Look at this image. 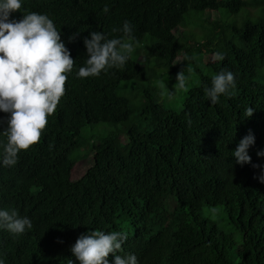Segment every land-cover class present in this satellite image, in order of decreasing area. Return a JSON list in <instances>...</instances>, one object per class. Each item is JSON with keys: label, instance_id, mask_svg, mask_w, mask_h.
Instances as JSON below:
<instances>
[{"label": "trees", "instance_id": "obj_1", "mask_svg": "<svg viewBox=\"0 0 264 264\" xmlns=\"http://www.w3.org/2000/svg\"><path fill=\"white\" fill-rule=\"evenodd\" d=\"M247 7L241 25L227 20ZM207 11L219 17L210 21ZM27 12L53 19L74 65L40 140L14 166L0 167V208L33 225L17 236L0 230L5 264H79L70 247L89 230L123 232L117 254H134L138 264H264V183L251 166L264 163L256 156L264 148V0H24L12 16ZM190 13L200 15L188 23L203 27V41L186 29ZM126 20L135 55L125 68L78 78L83 39L101 31L128 41L119 31ZM206 54L216 55L201 64L208 74L197 64ZM190 63L197 84L173 93L182 94L179 107H165L158 82L173 91ZM221 71L234 74V94L211 104L204 89ZM7 115L0 112V133ZM96 124L116 130L99 140L83 132ZM249 130L251 163L241 166L231 155ZM85 160L84 173L71 179ZM216 211L219 221L207 214ZM107 259L112 264L113 255Z\"/></svg>", "mask_w": 264, "mask_h": 264}, {"label": "clouds", "instance_id": "obj_2", "mask_svg": "<svg viewBox=\"0 0 264 264\" xmlns=\"http://www.w3.org/2000/svg\"><path fill=\"white\" fill-rule=\"evenodd\" d=\"M23 2L0 0V112L8 114L6 127L0 133L6 137V142L0 141V167L14 166L18 153L40 140L47 118L54 113L65 93V82L74 65L60 31L47 14L27 12L19 20L12 16L17 11L22 12ZM103 11L107 12L108 7L105 6ZM119 31L133 42L109 39L101 31H91L90 38L83 39L87 59L75 73L78 78L97 77L113 68H125L134 51L133 26L126 20ZM223 58L222 53L218 55V59ZM188 59L185 57L181 61ZM191 73V66L185 64L176 73L173 91H169L165 80L158 82L160 95L171 99L174 92L184 90ZM235 87L234 74L221 71L211 77L204 94L211 104H216L221 96L231 97ZM252 113L253 108L248 107L243 116L250 117ZM254 142L251 130L239 140L231 155L237 164L251 163L248 149ZM256 156L264 157V148L258 149ZM251 166L260 169L255 178L264 183V163H251ZM32 227L31 220L19 216L14 208H0V230L17 236ZM125 240L126 235L120 231L89 230L78 236L70 251L79 264H109L110 253L112 264H138L134 254H117ZM0 264H5L2 255Z\"/></svg>", "mask_w": 264, "mask_h": 264}, {"label": "rangeland", "instance_id": "obj_3", "mask_svg": "<svg viewBox=\"0 0 264 264\" xmlns=\"http://www.w3.org/2000/svg\"><path fill=\"white\" fill-rule=\"evenodd\" d=\"M252 9L253 8L250 9L251 13H252ZM219 12L223 15L224 19L227 18L228 15H230L228 12H224V11H219ZM192 16H193V18L196 19V21H198V22L201 21V18H200L199 14L196 15L194 13H190L188 15V17H187L188 19L186 18V22H185V24L187 25L186 29L191 30L192 36L194 35V37H197V38L200 37V40L203 41V39H202L203 38V34H204L203 31H202L203 27H199V25L193 26L192 24L188 23V21L191 20ZM206 16L209 18L210 21L219 17V15L216 12H214V11H207L206 12ZM249 17H250L249 9L247 7V8H243L236 15H230L227 20H232L234 23H236L238 25H241L242 22L245 21V19H248ZM179 30L183 31V28H180ZM134 55H135V53L133 52L132 56H134ZM211 58L213 60H215L216 59V55L214 54V56H213V55L206 54V55H204L203 60H201V61L199 60L200 63H197L199 65V68H201V71H203V72H205L207 74H208L209 68L208 67H203L201 64H205L206 62L211 61L212 60ZM188 65L191 66L192 73H191L190 78H189V80H188V82H187L185 87H191L193 85H196L197 81H198L197 80L198 73H195V71H194L195 65L193 63H190ZM184 66H185V64L182 66V68ZM178 92L179 91H177L176 93H178ZM123 93L126 94L129 97H132L134 100L140 101V100H138L137 95H134V93L130 92L129 90L128 91H124ZM181 95H182L181 92L179 93V95L176 94L175 98H173V95H172L171 99H169V98L166 99V96H165L163 101H162V103H163V105L165 107H179V105H180V96ZM114 129L115 128H110V127H108L105 124H96L94 126H87V127L83 128V132L88 134V135L90 134V132H92L93 133V137L92 138H94V137L97 138V134H106V133H108L109 130H114ZM120 138H121V142L122 143H125L127 141V137L123 133L120 134ZM97 139L99 140V138H97ZM77 163L80 164V165H78L79 166L78 169L74 168L72 170L71 175H70L71 179H76V178L80 177L84 173L85 169L88 167V165H86V163H88V160H85L84 162L80 161V162H77ZM207 214H208V216L211 219H214V220L218 219V221H219L222 218V216H221L222 214H220V212H217V211L215 212V214L212 213V212H208Z\"/></svg>", "mask_w": 264, "mask_h": 264}]
</instances>
